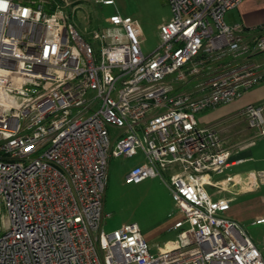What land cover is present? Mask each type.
<instances>
[{
	"label": "built area",
	"instance_id": "built-area-1",
	"mask_svg": "<svg viewBox=\"0 0 264 264\" xmlns=\"http://www.w3.org/2000/svg\"><path fill=\"white\" fill-rule=\"evenodd\" d=\"M167 1L160 44L143 54L130 16L113 14L85 38L74 0H0V264H264L227 217L230 200L206 190L229 192L233 177L211 178L232 152L196 118L264 81V59L241 63L264 53V25L226 24L242 0ZM242 115L252 145L264 103ZM139 152L125 183L159 177L174 205L167 231L177 238L156 253L136 223L103 231L108 160Z\"/></svg>",
	"mask_w": 264,
	"mask_h": 264
},
{
	"label": "rangeland",
	"instance_id": "rangeland-1",
	"mask_svg": "<svg viewBox=\"0 0 264 264\" xmlns=\"http://www.w3.org/2000/svg\"><path fill=\"white\" fill-rule=\"evenodd\" d=\"M114 5L80 2L74 9L71 22L87 38L88 33L104 28L105 20L113 14L130 15L136 25L143 54H150L160 44L159 26L170 19L167 0H113ZM193 88V87H190ZM144 162L139 152L135 156H111L108 160L104 195L103 231L109 233L123 224L136 223L150 245L152 253L158 246L177 238L178 230L167 231L174 220V205L164 181L148 178L138 184H126L125 175L135 165ZM165 178H167L165 176ZM207 192L216 189L207 188ZM0 213L5 214L0 207ZM254 238L264 232L259 226L246 228ZM167 246H171L168 243Z\"/></svg>",
	"mask_w": 264,
	"mask_h": 264
},
{
	"label": "crops",
	"instance_id": "crops-1",
	"mask_svg": "<svg viewBox=\"0 0 264 264\" xmlns=\"http://www.w3.org/2000/svg\"><path fill=\"white\" fill-rule=\"evenodd\" d=\"M74 1L77 5L80 2L92 0ZM224 20L228 25L241 24L246 28L262 26L264 25V0H242L236 8L225 14ZM263 59L264 53H261L242 60L241 63L257 62ZM203 80L204 78H198L189 87L194 88ZM258 103H264V81L247 91L235 102L199 113L196 118L200 126L215 128L224 146L232 152L231 162L233 164L228 166L222 174L212 175L211 181L221 184L225 177L231 176L234 183H228L226 186L229 192L212 191L209 194L214 199L230 200L227 217L237 221L245 229L264 256V250H262L264 234L254 238L246 230V228L259 226L264 232V224L254 225L256 219L264 217V184L253 186L255 174L264 171V136L256 139L252 145H248L254 132L248 128L242 115V110L247 104ZM207 188L215 189L212 186H207Z\"/></svg>",
	"mask_w": 264,
	"mask_h": 264
},
{
	"label": "clouds",
	"instance_id": "clouds-1",
	"mask_svg": "<svg viewBox=\"0 0 264 264\" xmlns=\"http://www.w3.org/2000/svg\"><path fill=\"white\" fill-rule=\"evenodd\" d=\"M6 7H7L6 4L0 3V10H3V9L6 8Z\"/></svg>",
	"mask_w": 264,
	"mask_h": 264
},
{
	"label": "bare ground",
	"instance_id": "bare-ground-1",
	"mask_svg": "<svg viewBox=\"0 0 264 264\" xmlns=\"http://www.w3.org/2000/svg\"><path fill=\"white\" fill-rule=\"evenodd\" d=\"M167 247H170V246H167Z\"/></svg>",
	"mask_w": 264,
	"mask_h": 264
}]
</instances>
